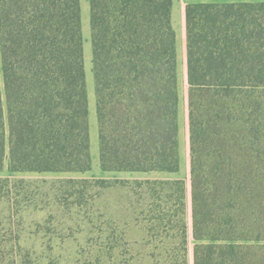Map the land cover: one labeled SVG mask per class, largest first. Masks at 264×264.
Returning a JSON list of instances; mask_svg holds the SVG:
<instances>
[{
	"label": "trees",
	"instance_id": "trees-1",
	"mask_svg": "<svg viewBox=\"0 0 264 264\" xmlns=\"http://www.w3.org/2000/svg\"><path fill=\"white\" fill-rule=\"evenodd\" d=\"M171 9L89 0L103 170L178 169ZM181 31L186 178H77L91 167L79 0H0V170L57 174L0 176V264H65L71 226L109 242L120 220L178 264H264V1L183 3Z\"/></svg>",
	"mask_w": 264,
	"mask_h": 264
},
{
	"label": "rangeland",
	"instance_id": "rangeland-1",
	"mask_svg": "<svg viewBox=\"0 0 264 264\" xmlns=\"http://www.w3.org/2000/svg\"><path fill=\"white\" fill-rule=\"evenodd\" d=\"M264 1V0H256ZM171 9V24L175 32V47L177 55V91H178V108H177V149H178V169L174 172L169 171H127V170H103L100 165L99 158V141H98V125L96 116V102H95V86L92 73V46H91V31H90V11L89 0H79L80 4V17H81V32L83 37V58H84V71H85V86L87 92V108H88V134H89V151L91 167L87 171L83 172H70L66 173L68 176H74L77 178L91 177V178H120V179H135L141 177L149 179H185L186 178V148L184 140V103H183V65H182V31H181V15L178 9L177 0H172ZM55 175L54 172L49 173H12L8 169V163L5 162L4 167L0 170V176L11 177H24V178H43L52 179ZM109 201L103 199L102 203L98 205L99 211L103 214H107L111 210V204L113 200L117 199V196L111 194ZM106 200V201H105ZM110 202V203H109ZM116 203H113L115 205ZM110 213V212H109ZM99 224V223H97ZM79 226H71L75 235L71 236L73 243L67 244V238L65 242L66 258L65 264H178L179 259L175 257L174 260H170V256H176V250L164 249V245H168L167 240L161 241V238L149 235L145 231H133L135 228H131L126 225L125 222L120 220L116 225H111L115 232L113 240L109 242L105 240V237H99L97 230L101 227L94 225V234L91 239L87 241L82 236H78ZM138 227V226H134ZM111 231V229H110ZM70 232L68 231L67 235ZM117 234L119 236L117 237ZM62 241V240H61ZM88 244L105 246H116L113 252L105 253L107 255H101L98 252H93L92 248ZM81 245V246H79ZM76 246L78 251L76 255L72 252H68V249ZM163 246V247H162ZM179 246V245H178ZM173 247V246H171ZM65 251V250H64ZM154 258H149L151 256ZM173 257V256H172ZM64 262V261H63Z\"/></svg>",
	"mask_w": 264,
	"mask_h": 264
},
{
	"label": "crops",
	"instance_id": "crops-1",
	"mask_svg": "<svg viewBox=\"0 0 264 264\" xmlns=\"http://www.w3.org/2000/svg\"><path fill=\"white\" fill-rule=\"evenodd\" d=\"M240 1L255 2L256 0H177V4H178L177 6H178V9L180 10V15H181V5L183 3H195V2H216V3H220V2H240ZM84 178H87V177H84ZM135 179H138V178H135ZM139 179H142V178L139 177ZM144 179H146V178H144ZM147 179H149V178H147ZM163 179H170V178H163Z\"/></svg>",
	"mask_w": 264,
	"mask_h": 264
}]
</instances>
